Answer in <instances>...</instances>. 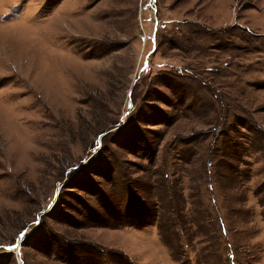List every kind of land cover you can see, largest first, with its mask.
<instances>
[{
  "label": "rangeland",
  "instance_id": "obj_1",
  "mask_svg": "<svg viewBox=\"0 0 264 264\" xmlns=\"http://www.w3.org/2000/svg\"><path fill=\"white\" fill-rule=\"evenodd\" d=\"M0 264H264V0H0Z\"/></svg>",
  "mask_w": 264,
  "mask_h": 264
},
{
  "label": "water",
  "instance_id": "obj_2",
  "mask_svg": "<svg viewBox=\"0 0 264 264\" xmlns=\"http://www.w3.org/2000/svg\"><path fill=\"white\" fill-rule=\"evenodd\" d=\"M26 238V237H25ZM24 238L20 240L19 244L16 246L18 250L22 247V243L24 242Z\"/></svg>",
  "mask_w": 264,
  "mask_h": 264
}]
</instances>
